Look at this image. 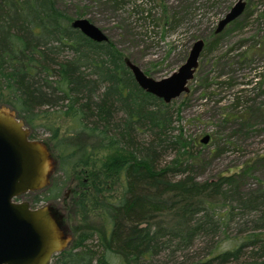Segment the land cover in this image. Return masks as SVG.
<instances>
[{
	"label": "trees",
	"instance_id": "1",
	"mask_svg": "<svg viewBox=\"0 0 264 264\" xmlns=\"http://www.w3.org/2000/svg\"><path fill=\"white\" fill-rule=\"evenodd\" d=\"M71 19L57 0H0V107L45 133L53 189L78 181L69 207L108 225L75 227L51 264H264V188L242 192L238 173L198 182L176 109Z\"/></svg>",
	"mask_w": 264,
	"mask_h": 264
},
{
	"label": "rangeland",
	"instance_id": "2",
	"mask_svg": "<svg viewBox=\"0 0 264 264\" xmlns=\"http://www.w3.org/2000/svg\"><path fill=\"white\" fill-rule=\"evenodd\" d=\"M235 1L57 0L72 19H88L123 57L154 79L175 70L185 60L192 42L203 40L197 67L187 82L188 91L170 102L176 109L175 125L190 144L187 151L198 182L238 173L242 175L241 190L247 192L264 188V0H243L242 13L214 33L217 21ZM220 81L229 83L217 84ZM0 108L15 116L8 107ZM44 135L38 128L35 138L47 155L46 183L14 201L54 211L64 250L74 238L73 229L82 223L97 230H107L108 225L96 213L86 214L82 221V216L69 207L77 189L75 178H62L64 186L53 189L55 179L50 177L56 158ZM204 135L207 140L203 143L200 139ZM173 155L170 152L167 160L177 158ZM234 232L232 229L229 234ZM87 243L96 245V236Z\"/></svg>",
	"mask_w": 264,
	"mask_h": 264
},
{
	"label": "water",
	"instance_id": "3",
	"mask_svg": "<svg viewBox=\"0 0 264 264\" xmlns=\"http://www.w3.org/2000/svg\"><path fill=\"white\" fill-rule=\"evenodd\" d=\"M244 7L243 0H236L217 21L214 33L240 15ZM69 24L94 42L107 40L103 31L86 18H73ZM203 45L202 39H195L185 60L158 79L147 76L127 57H123V64L140 89L170 103L188 91L187 82L193 77ZM26 128L13 113L0 108V264H49L63 250L56 213L14 201L40 190L46 183L45 149L36 139L29 138ZM206 140L207 135L200 139L203 143Z\"/></svg>",
	"mask_w": 264,
	"mask_h": 264
}]
</instances>
